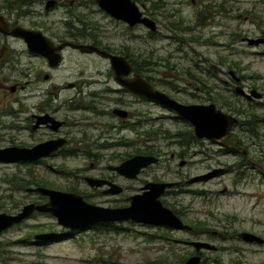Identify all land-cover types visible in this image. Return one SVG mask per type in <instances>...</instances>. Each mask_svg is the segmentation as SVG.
I'll return each instance as SVG.
<instances>
[{
    "label": "rangeland",
    "instance_id": "1",
    "mask_svg": "<svg viewBox=\"0 0 264 264\" xmlns=\"http://www.w3.org/2000/svg\"><path fill=\"white\" fill-rule=\"evenodd\" d=\"M59 1V6L46 10V0H0V11L23 26H38L59 37L73 30L71 22L81 26L71 10L87 14L88 20L104 28L93 33L102 36L105 42L127 46L128 55L138 62L142 74L150 76L157 88L182 102H213L218 106L227 105L225 102L232 104L236 107L234 113L246 123L256 119L259 131L264 132L260 121L264 115V99H257L250 105L245 99L233 97L239 96L234 92L239 87L247 92L254 89L264 94V44L250 45L248 42V38L256 39L264 33V0H138L156 20L158 29L151 32L141 25L136 30V37H127L124 26L108 19L95 0L81 1L83 6L76 7L70 3L71 0ZM66 57L65 65L57 76L58 82L72 78L67 75L74 67L70 64L103 63L72 50L67 51ZM25 60L23 57L22 61ZM125 97L133 100L130 94ZM137 108L142 112V119L149 121L142 126L143 132L167 129L174 133L183 126L173 119H159L165 114L162 108L142 98L138 100ZM249 126L255 128L254 125ZM145 137L142 135L143 141H146ZM155 137L158 140L149 144L158 142L161 146L163 156L160 162L137 179H121L125 192L119 195L101 194L84 179L85 176L102 174L106 161H101L98 169H90L95 159L85 156L57 158L53 162L58 172H52L46 166L0 164V213L14 214L27 203L43 200L40 194L29 193L22 185L36 186L34 181H46L62 191L75 189L93 204L122 207L130 204L128 197L138 193L146 181L161 180L179 183L163 197L172 208L185 210L190 207V221H203L211 228L230 230L237 215L246 220L238 225L253 224L264 231L262 150L253 146V156L245 162L242 156L223 154L215 144L205 143L200 148L202 153L191 157V163L184 167L180 166V159L171 158V153L180 148H169L163 134ZM260 138L264 143V138ZM1 139L5 140L6 136L0 135ZM146 143L118 148L111 146L92 152L115 154L112 160L118 161L120 156L129 158L145 152ZM216 168L224 171L212 177L188 181ZM118 227L122 229L115 231ZM62 229L64 227L54 215L45 212L33 214L22 224L0 234V264H178L191 251L190 247L178 242V239H190L188 233L133 220L96 224L72 235L63 234V238L48 244L38 242L34 237ZM254 249L259 251V256H264V247Z\"/></svg>",
    "mask_w": 264,
    "mask_h": 264
},
{
    "label": "flooded vegetation",
    "instance_id": "2",
    "mask_svg": "<svg viewBox=\"0 0 264 264\" xmlns=\"http://www.w3.org/2000/svg\"><path fill=\"white\" fill-rule=\"evenodd\" d=\"M48 1L50 0H46L45 2L46 10L54 9L61 4L59 0H53L54 5L47 8ZM81 1L86 0H71L70 3L75 7L76 5L83 6L80 4ZM95 1L97 2V0ZM132 1L137 4L144 16L153 19L144 5H140L138 0ZM101 9L108 19L124 26L127 37H136V30L141 25L145 26L142 23L130 25L124 20L115 18L103 8ZM71 11H73V17L81 23V26H75L71 22L70 27H72L73 30H68L67 35L60 37L53 34L50 35L38 26H23L18 22H14L0 11V15L4 16L9 27V32L0 30V135L6 136L5 140L1 139L0 148L17 147L30 150L46 143H51L52 145L56 144L57 146L56 149L40 157H36L35 159L30 158L16 162L0 161V164L25 165L27 167L46 166L50 168L52 172H58L59 169L56 168L53 162L57 158L68 159L69 157L76 158L77 156H85L95 159L96 162H91L90 169H98L99 163L101 161H106L107 165L104 167L105 171L102 174L98 176H85L84 179L93 190L101 194L119 195L125 192V187L120 183V180L127 177L120 174L113 167L122 164L128 158L120 156L118 157V161L112 160L115 154L93 153V150L111 146L118 148L131 144L136 146L141 145L142 142H147V150L137 154L155 155L161 160L163 156L161 146L159 147L158 142H155V144L149 143L158 140L155 136L163 134L166 142L165 144L169 148H180L179 151H173L171 153V158L180 159V166L184 167L191 163V157L202 153L200 148L204 147L206 145L205 143L210 145L215 144L223 154L242 156L245 162L252 158L253 146H256L257 150H262L264 153V143L260 142V137L264 138V132L261 133V131H259V123L256 119L246 123L241 116L234 113L236 107H234V105L232 106V104L225 102L228 106H218V103H215L217 108L239 118V125L232 129L229 136L223 139L221 141L222 143H215L211 139L197 137L195 134V127L189 119L181 118L176 111L171 110L167 106L151 100L144 95L135 93L121 85L117 80V72L113 68L108 57H103L97 53L82 52L77 47H73V45L93 44L109 54L124 56L130 61L133 67L128 77H133L137 74L144 76V74L141 73L139 64H137L138 68L135 70V65L126 51L128 47L105 42L102 36L93 33V31L104 30L100 24H94L88 20L87 14H83L78 10ZM153 20L156 22L155 19ZM18 25L32 30L36 29L42 31L43 35L49 38L56 46L65 44L64 48L61 49V60L57 64L51 63L45 55L31 50L25 38L10 33V31ZM145 27L148 28L147 26ZM149 30L151 32L157 31ZM261 37H264V33ZM68 50H72V52H76L83 57L103 61V63L92 64L79 62L70 64L69 66L74 67L72 70L68 71L69 73L67 75L72 78H66L63 82H58L57 76H59L62 66L65 65L64 63L67 59L66 53ZM23 57H26L24 62L22 61ZM45 66L47 67L45 68ZM233 76L235 78V74H233ZM148 80L156 89H159L152 80ZM226 83L228 82L226 81ZM253 90L254 89H251L249 92L244 90L251 98L239 94L237 89H235L234 92L236 94L238 93L239 96L236 95L233 97L245 99L250 105L256 103L257 99H264V94L262 93L259 98L253 96ZM126 94L132 95L133 100H127L125 97ZM171 97L177 99L173 96ZM141 98L162 108L165 114L160 115L159 119H173L178 124H183V126L177 128V131L174 133H171L167 129L141 131L142 126L144 127L146 123H149L146 118L142 119V112L140 108H137L138 100ZM177 100L180 101L179 99ZM180 102L185 105L210 104L204 102ZM226 106L228 108H226ZM260 121L264 125V115ZM249 125H254L255 128L252 129ZM254 134L256 135L255 137ZM142 135L146 136V141L142 140ZM131 136H133V138H131ZM256 139H258V141H256ZM156 164L144 168L140 174L148 171L149 168ZM190 166H192V164ZM215 170H220L217 174L224 171V169L216 168L205 174L196 175L188 181L192 182L215 176L216 174L209 175ZM88 177L104 180L105 183L101 186L91 185L87 180ZM150 181L164 182L161 180ZM34 182H36L37 185L31 187L43 186L60 190L59 188H54V186L46 181ZM147 182L149 181H146L144 185L147 184ZM38 183H45L48 185ZM144 185L140 187L138 193H143L142 188ZM178 185L179 183L176 182L174 187ZM31 187H25L26 191L29 192L28 188ZM171 190L172 188L168 189L162 197L170 193ZM65 191L76 192L75 189L70 188ZM29 193L40 194L39 192ZM40 195L43 200H35L30 203L42 204L49 200L48 196ZM162 197L163 203L171 208L185 224L189 225V228L186 229H173L166 226L153 225L173 230H181L190 235V239H178V242L191 248V251L183 256L178 264H184L193 256H199V264H264V256H259V251L254 249V247H264V231L258 230L253 224L250 226L238 225L239 222L244 223L246 220H241L237 215L234 216V221L232 223L234 226H232L230 230L226 228L214 229L211 228L210 224L207 222L190 221L188 219V215L192 211L190 207L185 208V210L172 208L170 204L164 200V197ZM25 205H23L22 208ZM22 208L18 212H20ZM37 212L39 211H35L33 214ZM20 224L14 225L13 227ZM73 232L75 231L64 227L60 232L50 230L39 233H56L57 235L53 238L38 239L36 237L38 234L34 237L38 242L48 244L63 238V234L72 235ZM248 234H254L258 238L250 239ZM261 239L263 241H261ZM195 243L202 244L197 248ZM256 254L257 256L255 257Z\"/></svg>",
    "mask_w": 264,
    "mask_h": 264
},
{
    "label": "water",
    "instance_id": "3",
    "mask_svg": "<svg viewBox=\"0 0 264 264\" xmlns=\"http://www.w3.org/2000/svg\"><path fill=\"white\" fill-rule=\"evenodd\" d=\"M97 3L112 16L124 20L130 25L142 23L152 31L158 29L157 23L153 19L144 16L143 12L140 11L137 4L132 0H97ZM53 5L54 1L50 0L47 3V8ZM0 30L9 32L8 24L2 15H0ZM10 33L25 38L31 50L45 55L51 63L57 64L61 60V49L64 48L65 44L56 46L49 38L43 35L42 31L32 30L18 25ZM248 42L250 45H259L264 43V37L256 39L248 38ZM73 47H77L82 52L97 53L103 57H108L117 72V80L121 85L135 93L144 95L151 100L167 106L171 110L176 111L181 118L189 119L195 127L196 136L199 138H208L215 143H222L221 141L229 136L232 129L239 125L238 117L217 108L215 103L185 105L177 99L172 98L166 92L156 89L141 74L128 77L133 67L130 61L124 56L109 54L93 44H77L73 45ZM232 74L234 73L232 72ZM235 79L239 80L237 76H235ZM237 92L251 98L241 87L237 88ZM252 95L259 98L262 94L257 90H253ZM56 148V144L52 145L51 143L41 144L30 150L17 147L0 148V161L16 162L30 158L35 159ZM159 160L160 158L155 155L136 154L113 168L129 179H137L144 168L158 163ZM218 171L220 170H215L209 175H215ZM87 180L91 185L96 186H101L105 183L104 180L93 177H88ZM175 185L176 182L149 181L142 188L143 193L131 195L128 198L130 204L122 207H104L93 204L88 202L83 195L76 192L61 191L43 186L31 187L28 188L29 192H39L42 195L48 196L49 200L42 204H26L16 214L1 212L0 234L14 225L22 223L35 211L54 215L60 225L72 231L83 230L99 223L125 220L166 226L173 229H186L189 228V225L185 224L161 199L162 195ZM56 235V233H44L38 234L36 237L38 239H49ZM248 237L250 239L258 238L254 234H248ZM261 241L263 240L261 239ZM201 244L195 243L197 248ZM199 263V256H193L184 264Z\"/></svg>",
    "mask_w": 264,
    "mask_h": 264
},
{
    "label": "trees",
    "instance_id": "4",
    "mask_svg": "<svg viewBox=\"0 0 264 264\" xmlns=\"http://www.w3.org/2000/svg\"><path fill=\"white\" fill-rule=\"evenodd\" d=\"M130 59H131V61L134 63V65H135V70H137V68H138V62L137 61H135L133 58H131L130 57ZM141 73H142V70H141ZM148 79H150V80H152L151 79V77L150 76H146ZM38 184H44V185H47V184H45V183H38ZM23 185V187L25 188V187H27V185L26 184H22ZM110 223H112V222H110ZM105 224H108V223H102L101 225H105ZM122 228L120 227H118V228H115V231H118V230H121Z\"/></svg>",
    "mask_w": 264,
    "mask_h": 264
}]
</instances>
